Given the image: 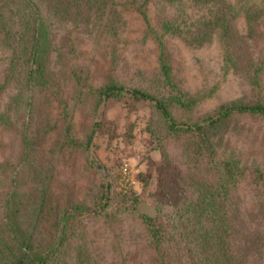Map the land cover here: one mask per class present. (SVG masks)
I'll return each mask as SVG.
<instances>
[{"label": "rangeland", "instance_id": "374dc122", "mask_svg": "<svg viewBox=\"0 0 264 264\" xmlns=\"http://www.w3.org/2000/svg\"><path fill=\"white\" fill-rule=\"evenodd\" d=\"M254 104L264 0H0V264H264Z\"/></svg>", "mask_w": 264, "mask_h": 264}, {"label": "trees", "instance_id": "16d2710c", "mask_svg": "<svg viewBox=\"0 0 264 264\" xmlns=\"http://www.w3.org/2000/svg\"><path fill=\"white\" fill-rule=\"evenodd\" d=\"M233 108H238L239 112H247V113L257 114V115H260L261 117L264 118V106L260 105V104L243 105V106H230V108L225 107L222 110L224 111V110L233 109Z\"/></svg>", "mask_w": 264, "mask_h": 264}]
</instances>
